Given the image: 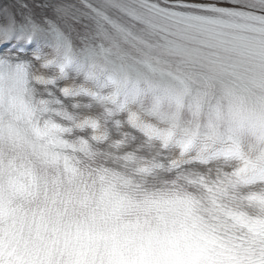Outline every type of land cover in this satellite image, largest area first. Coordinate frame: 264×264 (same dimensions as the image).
Returning <instances> with one entry per match:
<instances>
[{
    "label": "clouds",
    "instance_id": "clouds-1",
    "mask_svg": "<svg viewBox=\"0 0 264 264\" xmlns=\"http://www.w3.org/2000/svg\"><path fill=\"white\" fill-rule=\"evenodd\" d=\"M204 55L211 60L214 50ZM227 62L240 74H164L123 44L63 30L54 40L41 67L75 68L111 88L99 99L128 111L149 144L178 153L165 165L102 156L70 139L85 123L41 91L55 79L0 57V198L17 210L0 225L5 253H19L20 264H112L117 250L191 243L219 259L251 238L229 213L264 231V66L237 54ZM193 161L199 168L185 167Z\"/></svg>",
    "mask_w": 264,
    "mask_h": 264
},
{
    "label": "snow or ice",
    "instance_id": "snow-or-ice-1",
    "mask_svg": "<svg viewBox=\"0 0 264 264\" xmlns=\"http://www.w3.org/2000/svg\"><path fill=\"white\" fill-rule=\"evenodd\" d=\"M228 3L234 6L219 7L207 0L171 3L169 0H80L81 7L54 2L50 7L55 9L58 22L79 37L123 44L137 56L153 62L164 74L211 78L221 73L240 74L239 64L227 62L233 54L264 66V0H228ZM243 32L258 34L260 38L249 41L240 35ZM18 48V45L0 47V57H21ZM206 49L214 50L213 59L206 58ZM16 211L0 198V225L5 217L15 219ZM240 214L229 213L235 219ZM249 243L251 252L256 246L255 237ZM260 243L264 244V238ZM18 256L19 253L6 254L0 247V264H20ZM136 264L147 262L137 260ZM166 264H216V261L207 246L188 243L180 245ZM255 264H264V256Z\"/></svg>",
    "mask_w": 264,
    "mask_h": 264
}]
</instances>
